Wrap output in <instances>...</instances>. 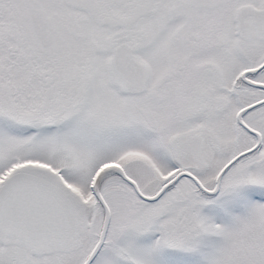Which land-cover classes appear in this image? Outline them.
Here are the masks:
<instances>
[{"label": "snow or ice", "instance_id": "snow-or-ice-1", "mask_svg": "<svg viewBox=\"0 0 264 264\" xmlns=\"http://www.w3.org/2000/svg\"><path fill=\"white\" fill-rule=\"evenodd\" d=\"M0 264H264V0H0Z\"/></svg>", "mask_w": 264, "mask_h": 264}]
</instances>
